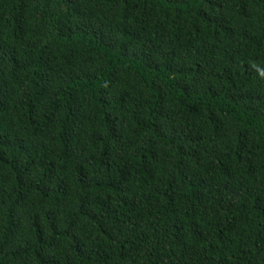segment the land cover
Segmentation results:
<instances>
[{"label":"trees","instance_id":"trees-1","mask_svg":"<svg viewBox=\"0 0 264 264\" xmlns=\"http://www.w3.org/2000/svg\"><path fill=\"white\" fill-rule=\"evenodd\" d=\"M0 264H264V0H0Z\"/></svg>","mask_w":264,"mask_h":264}]
</instances>
